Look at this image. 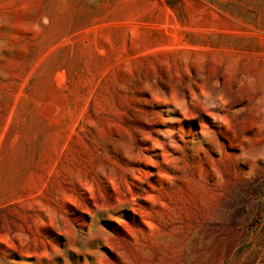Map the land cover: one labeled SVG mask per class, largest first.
<instances>
[{
	"label": "rangeland",
	"instance_id": "rangeland-1",
	"mask_svg": "<svg viewBox=\"0 0 264 264\" xmlns=\"http://www.w3.org/2000/svg\"><path fill=\"white\" fill-rule=\"evenodd\" d=\"M0 264H264V0H0Z\"/></svg>",
	"mask_w": 264,
	"mask_h": 264
}]
</instances>
